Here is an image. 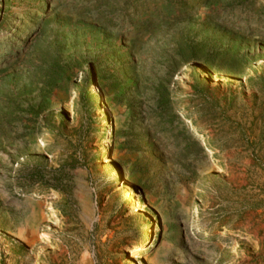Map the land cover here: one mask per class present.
<instances>
[{"label":"rangeland","instance_id":"rangeland-1","mask_svg":"<svg viewBox=\"0 0 264 264\" xmlns=\"http://www.w3.org/2000/svg\"><path fill=\"white\" fill-rule=\"evenodd\" d=\"M0 264H264V0H0Z\"/></svg>","mask_w":264,"mask_h":264},{"label":"bare ground","instance_id":"bare-ground-1","mask_svg":"<svg viewBox=\"0 0 264 264\" xmlns=\"http://www.w3.org/2000/svg\"><path fill=\"white\" fill-rule=\"evenodd\" d=\"M190 128H193L192 124H190ZM122 188L127 190L128 189L127 183H123V187Z\"/></svg>","mask_w":264,"mask_h":264}]
</instances>
